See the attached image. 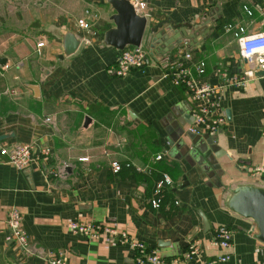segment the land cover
I'll use <instances>...</instances> for the list:
<instances>
[{
  "label": "crops",
  "instance_id": "crops-1",
  "mask_svg": "<svg viewBox=\"0 0 264 264\" xmlns=\"http://www.w3.org/2000/svg\"><path fill=\"white\" fill-rule=\"evenodd\" d=\"M75 1L80 6L66 10L81 18L89 9L83 17L88 30L58 18L33 27L25 8L35 2L0 0V57L6 59L0 64V136H7L0 144L33 147V159L22 170L0 162V264H47L58 252L68 264H137L132 244L72 232L66 225L70 221L126 231L157 249L159 264H200L225 251L229 259L218 264H256L264 258V243L253 233L254 221L229 210L226 200L238 185L264 187V171H254L264 168V75L235 87L223 85L215 69L223 66L238 75L249 67L232 31L223 27H243L246 35L264 31V0H149L141 42L146 65L124 76L114 72L120 50L103 44L104 32L114 26V9L107 0ZM167 19L189 23L190 35L166 47L151 46L150 28ZM68 31L79 39L69 55L63 49ZM187 53L191 58H185ZM177 62L194 73L200 63L199 82L219 88L226 121L196 145L215 149L220 185L198 164L201 154L178 157L179 123L186 131L195 104L184 88L163 76L166 66ZM9 89L15 93L6 94ZM43 148L50 149L48 156H42ZM112 161L121 165L117 173ZM163 173L172 184L163 206L155 209L149 202ZM13 207L22 216L27 252L15 245L6 224ZM219 225L233 229L228 250L214 243ZM191 244L198 255L181 260Z\"/></svg>",
  "mask_w": 264,
  "mask_h": 264
},
{
  "label": "built area",
  "instance_id": "built-area-1",
  "mask_svg": "<svg viewBox=\"0 0 264 264\" xmlns=\"http://www.w3.org/2000/svg\"><path fill=\"white\" fill-rule=\"evenodd\" d=\"M133 6L137 14L143 15L149 0H128ZM244 8L251 12L248 6ZM86 13H88L86 11ZM78 27L83 30L90 28V23L81 18L78 20ZM224 31H232L233 36L237 40L239 54L246 58L249 67L244 69L241 74L230 73L223 66H218L215 69V75L221 80L223 85H233L235 87H243L256 76L257 70H264V31L255 34H245V28L234 27L232 24L224 25ZM83 41L88 43L87 38ZM43 46V41L36 44V52H40V47ZM147 50L143 45L138 46L129 45L119 51L115 60L114 72L118 76H124L132 69H142L146 65ZM185 58H191L187 53ZM192 68L188 65L177 62L166 66L163 76L169 78L172 84L180 86L187 91L189 99L195 104L191 109V122L188 124L186 130L195 134H215L218 129L224 125L226 119L223 111L220 109L218 89L207 84L199 82V78L204 72V68L200 63ZM6 94L13 95L14 90L9 89L5 91ZM49 118H46L48 120ZM32 145L27 143H17L14 145L0 144V162L8 163L15 168L22 170L29 166L32 156ZM49 148H43L42 156H48ZM161 156H158L160 158ZM85 159V158H81ZM111 167L114 173L121 169V165L117 161L111 162ZM255 172L264 171V168L257 167ZM172 184L170 176L166 173L161 174L160 179L155 182L152 196L150 198V205L152 208H159L162 200V195L165 189ZM178 202L175 201V204ZM6 224L10 232V236L15 245L23 252L29 251L30 245L28 236L22 223V216L17 208H10L8 211ZM69 230L75 233L87 235L91 238H99L104 235L111 236L119 242H128L137 250L136 262L137 264H159L161 256L157 249L148 248L143 242L136 241L126 231L120 230L111 225L98 222H81L70 221L67 224ZM233 229L227 225H219L215 228L214 243L224 250H228L232 245ZM199 251L196 244H191L188 250L184 253L181 260L192 259L198 255ZM229 251L218 255L212 260H203L200 264H218L229 259ZM47 264H68L63 252H58L51 255L47 260ZM256 264H264V258Z\"/></svg>",
  "mask_w": 264,
  "mask_h": 264
},
{
  "label": "water",
  "instance_id": "water-1",
  "mask_svg": "<svg viewBox=\"0 0 264 264\" xmlns=\"http://www.w3.org/2000/svg\"><path fill=\"white\" fill-rule=\"evenodd\" d=\"M108 3L114 9V13L111 16L114 26L108 28L103 34V44L112 46L118 50H122L126 46L135 45L138 46L142 42V38L147 25V17L141 14H137L133 6L128 0H107ZM187 28V30L184 29ZM153 33L151 39V46L156 43H162L164 46H168L169 43L181 42V36L185 34L190 35L191 26L189 23H174L173 20L167 19L158 22L155 26L150 28ZM192 37V36H191ZM79 46L78 37L68 31L63 37V49L64 53L69 55L73 53ZM166 48V50H168ZM6 59L0 57V64L3 65ZM264 75V70H257L256 76ZM35 93L38 88L36 85H30ZM226 118H229V112L226 111ZM191 122V121H190ZM182 128L179 133V139L175 141L176 149L181 150V155H189L195 158V153L201 154L202 160L197 161L203 168L207 170V175L210 181L215 185H220L219 178V165L216 162V156L214 154L215 149L208 146L204 150L199 148L197 139L200 136L209 137L211 135L190 133L187 130L184 131L185 124L179 123ZM190 124V123H189ZM6 135H1L0 140L6 138ZM186 138L189 139L190 144L186 143ZM210 150L206 157L205 153ZM208 165V166H207ZM226 206L234 213L246 218H250L254 221L253 233L255 236L264 243V187L256 184H241L236 186L229 194L226 200Z\"/></svg>",
  "mask_w": 264,
  "mask_h": 264
},
{
  "label": "rangeland",
  "instance_id": "rangeland-1",
  "mask_svg": "<svg viewBox=\"0 0 264 264\" xmlns=\"http://www.w3.org/2000/svg\"><path fill=\"white\" fill-rule=\"evenodd\" d=\"M30 1H33L35 3H33L32 6V2H30V6H28L29 8L27 7L25 8V10L30 11L29 13L30 15H27L29 17L28 19L33 18L35 20V25H32L33 27L40 26L41 23L42 24L47 22L53 23V20L57 18L61 20L64 19V21L65 19H68L69 22L73 21L75 25H77L78 27V20L86 16V11L89 12V9H85L83 11L84 15L81 18L72 16V14L68 12L66 8L70 7L76 10L80 5L75 0H30ZM25 4H28V1H26Z\"/></svg>",
  "mask_w": 264,
  "mask_h": 264
},
{
  "label": "trees",
  "instance_id": "trees-1",
  "mask_svg": "<svg viewBox=\"0 0 264 264\" xmlns=\"http://www.w3.org/2000/svg\"><path fill=\"white\" fill-rule=\"evenodd\" d=\"M127 165H129V164H127ZM161 177V176H160ZM165 196H166V193H164L163 195H162V200H161V203H160V206L162 207L163 206V203H164V199H165ZM170 208V207H169Z\"/></svg>",
  "mask_w": 264,
  "mask_h": 264
}]
</instances>
